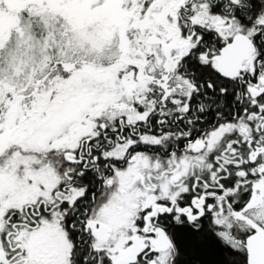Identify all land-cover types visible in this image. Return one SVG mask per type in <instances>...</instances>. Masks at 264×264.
I'll return each mask as SVG.
<instances>
[{"label":"snow or ice","instance_id":"6c2138e0","mask_svg":"<svg viewBox=\"0 0 264 264\" xmlns=\"http://www.w3.org/2000/svg\"><path fill=\"white\" fill-rule=\"evenodd\" d=\"M0 264H264V0H0Z\"/></svg>","mask_w":264,"mask_h":264}]
</instances>
